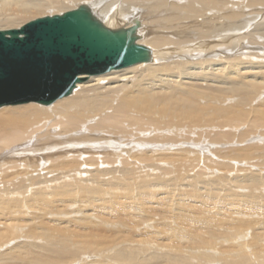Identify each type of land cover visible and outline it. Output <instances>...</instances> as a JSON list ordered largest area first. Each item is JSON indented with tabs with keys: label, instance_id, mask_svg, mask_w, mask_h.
Returning <instances> with one entry per match:
<instances>
[{
	"label": "bare ground",
	"instance_id": "1",
	"mask_svg": "<svg viewBox=\"0 0 264 264\" xmlns=\"http://www.w3.org/2000/svg\"><path fill=\"white\" fill-rule=\"evenodd\" d=\"M81 5L89 6L110 28L136 26V42L150 46L152 61L112 69L98 76L83 75L85 81L78 82L70 95L51 104L29 102L17 104L22 106L0 107H4L0 110V244L30 236L34 240L47 238L53 243L62 242L69 249L76 244L85 247L102 242L101 248L106 247L109 253L112 251L109 247L120 243L118 238L129 239L131 230L124 232L121 225L135 224L138 214L150 212L144 205L137 207L136 203L142 188L139 177L147 183L143 187H147L146 192L150 188L157 190V180L162 183V179L157 178L161 174L157 171L158 166L150 164L148 159L150 155H159L156 146H177L173 143L178 136H184L183 132L194 134L187 143L190 150L185 157H192V162L201 157L203 162L207 157L201 147L207 140L215 143L211 139L219 137V133L222 136L219 141H229L245 123L248 128L238 135L243 139L251 135L256 149H264V131L261 129L264 127V106L255 108L257 103H264V0H0V29L22 28L38 18L61 15ZM41 13L45 14L39 15ZM143 16L148 19L147 24ZM251 27L253 30L248 31ZM246 33L248 41H245ZM42 106L53 107L48 110ZM226 114L231 116L229 121L225 120ZM214 119L219 121L218 129L225 125L224 129L215 132V136L214 132L206 134ZM51 120L58 127L56 132L49 124ZM167 126L172 129L163 133L160 129ZM179 127L183 132L179 133ZM142 130L150 141L159 143L147 144L146 136L142 138L140 134ZM204 135L211 139L201 143ZM136 137L141 142L137 143ZM167 138L171 142L162 144ZM162 156L160 162L169 165L183 161ZM140 157L146 161L147 169L139 166ZM43 165L48 166L44 168ZM189 169L181 165L173 173ZM175 176L170 195L166 193L168 201L161 198L155 202L161 207L169 206L175 196L173 192L179 184L186 182L177 174ZM191 177L193 175L188 174L187 182L192 180ZM202 180L208 184L205 178L198 181ZM220 188L224 185L220 184ZM233 189L227 190L222 201L215 203L217 206L210 202V195L201 192L199 196L193 190L201 203L195 209H199V215L210 227L224 231L230 220L226 216L249 215L248 208L244 204L242 207L240 192L243 188ZM179 193V198L184 196L182 189ZM189 197L192 198L190 194ZM188 200L183 197L180 202L187 203ZM52 204H60L61 210L71 205L79 206L75 209L78 212L88 211L81 218L75 215L79 213L73 212V220L84 224L90 232L76 230L72 224L70 228L73 229L69 230L50 228V234L44 237L45 233L34 234L32 223H28L27 230L21 233L22 225L15 222L17 219L32 208L47 213ZM236 206L242 212H234ZM176 207L175 202L174 209ZM221 213L224 215H219L223 217L218 219L217 215ZM152 218L149 223L157 222L156 227L161 220L166 225L163 218ZM236 220L231 219L234 231L230 238L240 236V228L252 224ZM253 226L258 227L257 224ZM171 231L174 229L169 228ZM206 233V228L193 232L176 230L171 239L182 245L188 234L189 240L197 243L193 249L197 254L204 250L206 243L202 256L194 258L193 254H178L177 260L184 263L187 261L183 259L187 258L189 264H195L194 259L207 258L213 262L217 258L215 254L224 257L231 253L228 246L226 251L218 248L217 233L208 240L204 237ZM248 236L243 241L245 250L254 254L258 262L264 260V241L246 243ZM251 238L256 237L252 235ZM161 241V238H144L137 242L152 249L153 243L160 244ZM238 241L231 242L230 246ZM38 248L40 252L43 250V246ZM26 254L18 243L0 254V264L9 261V264L11 261L52 264L49 262L52 254ZM147 255L115 254L121 261L115 263L165 264L161 256ZM104 256L103 260L90 257L87 264H113L107 261L108 254ZM249 258L247 255V260ZM62 263L71 264L66 259Z\"/></svg>",
	"mask_w": 264,
	"mask_h": 264
},
{
	"label": "rangeland",
	"instance_id": "2",
	"mask_svg": "<svg viewBox=\"0 0 264 264\" xmlns=\"http://www.w3.org/2000/svg\"><path fill=\"white\" fill-rule=\"evenodd\" d=\"M70 6L73 7L74 5L70 4ZM45 13H41L39 15ZM143 19L144 22H146L145 24H147L148 19L144 16ZM251 30H253V27H251L250 30L248 31ZM244 36H245V41H248L249 35H247L246 33V35ZM261 47L262 45L260 46V48ZM22 105H26V104H22ZM22 105H14V106H22ZM38 106L41 107V105ZM257 106L258 107L264 106V103L263 104L257 103L255 108H257ZM42 107L49 110L53 106L52 107L42 106ZM224 116H225V120L229 121L231 116L227 114ZM218 122H219L218 119H214V121L211 123L212 125L208 126L212 128H209V130L206 129L207 131L206 134H210V132L212 133L214 132L213 133L214 135L216 131L225 128L224 125L219 127L218 129ZM49 124L52 126V130L54 132L58 130L57 125H54L52 120L49 122ZM238 127L239 126H236L235 128ZM247 128L248 125L243 123V125L237 130L238 133L235 132L236 135H234V138L229 141H219L218 138H222V136L219 133H217V136L219 137H216L214 135L215 136L214 139H211V137H207V135H204L201 139V143L202 142L204 143L207 139H211L215 143L211 144V142L207 140V143L203 147H201L202 149H204L203 153L207 157V160L203 158V162L201 157L194 162H192L191 160L193 159L192 157H187V158L185 157L187 150L188 149L190 150V148H188L189 145L187 143L191 141V136H194V134L191 135L187 132H183L182 127H179V133L183 132L182 134H184V136L183 137L178 136L176 141L173 143L174 145L177 146H159V145L156 146L157 147L156 149L158 151L157 154L159 155H154V156L150 155L148 159L150 164H154L158 166L157 171H159L161 174H158L157 178H161L162 183L160 184L159 181L157 180L155 183L157 190L150 188L148 192H146L147 187L143 188L145 186L146 181L143 179L142 176L139 177V183H140L139 187L142 188L139 189L138 199H137L138 201L136 203L137 207L142 208V206L144 205L146 210L150 212H148L147 214H138L136 216V219L138 221L135 224H130L129 226L121 225L122 231L127 232L128 230H131L129 231V239L125 240L122 238H118L117 240L120 243H118L117 246L109 247L112 248L111 252L107 253L106 247L101 248L102 242L101 243L95 242L92 246H89L90 245L89 244L85 247H80V245L76 244V246H74L72 249H69V248H65L62 242L53 243L52 240L47 238H43L42 240H34L31 239V237L29 236L27 239H21L20 237H18L13 241L3 244L1 243L0 254L6 252L8 248L11 249L14 245L21 243L22 247L27 251L26 255L37 254V253L52 254L50 257L51 261L49 260V262L52 264H63L62 260L65 259L69 260L71 264H87V259L88 258L90 259V257L94 254L96 255L92 256L91 258L100 259V260H103L105 258L104 254H108L110 257L107 261L113 264H116L117 261H120L115 257V254H144V256L148 254L147 255L148 257L161 256L160 258L165 260L164 262L165 264H177V263H181L177 260V258L180 257V255L178 254H193L194 258H197L196 256L199 255L202 256L201 253L206 250V243L203 244L205 246L204 250H202L200 254H197L196 251H193V249L197 247V243L196 242L193 243L192 240H189L188 234L185 235V237L183 238L182 245H180L181 243H178V240L174 241L171 239V237H175V231L178 230V231L193 232L195 231V229L206 228L207 233L204 236L206 237L205 239L208 240L212 237V234L217 233L218 234L217 238H219L218 248H220V250L226 251L228 246L231 253L225 254L224 257L222 254L219 253L215 254L217 258L214 259L213 262H209L207 258L194 259L195 264H264L263 263L264 260L259 259L260 261L258 262V260H255L256 258L254 254H248L249 252L245 250V243H243L245 237L248 235L250 236H248V238L246 239V243L247 242L249 243V241L258 242L259 239L264 241V149L263 148L256 149L255 145L252 142L251 135L249 136L248 139L247 138L243 139L241 138V136L238 135ZM170 129H172L171 126H167L160 130L163 133L166 132L169 133ZM261 129L262 131H264V127H262ZM138 130L140 131L141 127H139ZM140 134H142L143 136L142 138L146 136L145 141L147 144H151V146H153L152 144L159 143L158 141H150L148 135L144 133L143 130L141 131ZM135 141L139 143L141 142V139L136 137ZM168 142L171 141H169V139L167 138V141H163L162 144H167ZM260 142L262 141L260 140ZM263 142H264V138H263ZM149 148L151 147H144V149H149ZM160 148H162L163 150H161ZM254 149L256 150L254 151ZM163 154L169 157L167 159H183V161L179 160L177 162H174L173 165H169L168 163L162 161L160 162V157H163L162 156ZM251 157L255 158V160H250ZM195 159L196 158H194V160ZM138 163L139 166L141 165L144 169H147L146 166L147 163L145 160H142L141 157ZM184 163H186L185 166L190 168L188 171H183L181 173H173L174 171H177V168L180 167L181 165L182 168L185 167L183 166ZM192 164L193 166H191ZM47 166L48 165L44 167L43 165L44 168H46ZM175 174L183 178L184 182L185 181L187 182L188 174L193 175L194 179L191 177L192 180H190L187 183L185 182L186 184H188V186L185 183L184 185H182L183 183L181 185L179 184L180 187L177 186L179 188L176 189V192H173L175 196L173 200L170 202L169 206L161 207L158 205V203L155 202L160 201L161 198L167 200L166 193L169 192L170 195V192L174 186L173 179L174 177H176ZM197 178L198 180L205 178L208 184H206L203 180L199 182ZM122 179L124 181L127 180L124 177H122ZM219 183L223 184L224 188L219 189L220 187ZM230 187H234L235 188L233 189L234 191L243 188V191L240 192L242 193L241 198H243L242 207L244 208L245 205V208L246 207L248 208L247 213L249 215L245 217L243 216L235 217L228 215L226 216L227 219L230 218L228 222L229 225L228 229L223 231V229L220 230L218 228H212L209 226L208 221H206V219H202L201 215H199L198 213L199 209L198 210L195 209V206L198 207L201 204L199 202L200 198L198 197V195L200 196L201 192L206 194V196L210 195V197L212 198L210 199V202L214 203V206H217L215 203H220L222 201V198L227 195V190ZM180 189H182V192L184 194L183 197H188L189 200L187 201V203L180 202L181 199L183 198V197L179 198V195L181 194L179 193ZM193 190L196 191L198 195L193 194ZM189 194L191 195L192 198L189 197ZM246 199L250 203H247ZM175 202L177 205L176 207L177 209H174ZM78 203L80 206L81 203L80 202ZM78 207L69 205L68 207L65 208V210H61L60 204L59 205L52 204L49 207L50 211H47V213L45 211L41 212L37 208L36 209L32 208V210L28 209V211H26V213L21 218L17 219L15 222H18L19 224L22 225L21 233L27 230V228L29 227L28 223H32L34 234L45 233L44 237H48V235L50 234L48 230L50 228L54 230H69V229H73V227L70 228L72 224L74 225V228L76 230L87 231L86 232L87 234L88 232H90L89 231L90 229H86L84 224L77 223L75 220H73L74 217L73 212L79 213L75 215H78V217L80 218L83 217V215L86 212H88L86 210L78 212L75 210ZM238 207L239 206L234 207L233 211L236 212L240 210L238 209ZM238 212H242V211H238ZM219 215H224V214L223 213L218 214L217 215L218 219L223 217V216L220 217ZM152 217H156L160 220L161 218H163L166 221L165 222L166 225H164V221L161 220L159 223L160 225L156 227L155 225L158 224L157 222L149 223L151 219H153ZM231 219H237L239 221L241 220V223L243 224H248L247 221L249 223L252 222V224L250 223V226H245L244 229L240 228V236L230 238L234 231V225H233L234 222H231ZM83 221L85 223V220ZM253 224H257L258 227L257 226L254 227ZM169 228L174 229V231L169 232ZM252 235H255L256 238L255 239L251 238ZM144 238H150L152 240L161 238L162 241L160 244L153 243L154 247L152 249H147L145 246H141L137 242L139 240H143ZM234 241H238L237 244L230 246L231 242ZM191 244L193 245L191 246ZM39 246H43V250L41 252L40 249L38 248ZM53 254H60L61 256L57 257L54 256ZM231 254H237V255L239 254V255L238 256L236 255L235 257H230ZM247 255L251 257L248 260H247ZM110 258L112 259L110 260ZM183 260L187 262L181 264H189L190 262V260L187 258H184ZM124 261L125 260H123V262ZM198 261H200V263ZM9 262H7L6 264H9ZM15 263L22 264L19 261H16ZM15 263L11 261L10 264H15Z\"/></svg>",
	"mask_w": 264,
	"mask_h": 264
},
{
	"label": "water",
	"instance_id": "3",
	"mask_svg": "<svg viewBox=\"0 0 264 264\" xmlns=\"http://www.w3.org/2000/svg\"><path fill=\"white\" fill-rule=\"evenodd\" d=\"M136 26L110 28L87 5L0 29V107L51 104L72 93L83 75L151 62Z\"/></svg>",
	"mask_w": 264,
	"mask_h": 264
}]
</instances>
